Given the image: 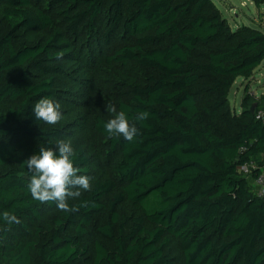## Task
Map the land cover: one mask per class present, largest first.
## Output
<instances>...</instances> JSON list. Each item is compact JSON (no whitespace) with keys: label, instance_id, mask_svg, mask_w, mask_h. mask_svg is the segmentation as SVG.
<instances>
[{"label":"trees","instance_id":"16d2710c","mask_svg":"<svg viewBox=\"0 0 264 264\" xmlns=\"http://www.w3.org/2000/svg\"><path fill=\"white\" fill-rule=\"evenodd\" d=\"M40 1L0 0V214L20 220L0 218V264H176L174 246L184 264H264V192L255 184L264 173L256 119L264 107L249 87L240 113L229 100L264 62V31L233 29L213 0ZM96 35L107 44L134 39L97 68L127 74L118 111L150 115L131 142L109 138L107 120L95 117L92 129L120 161L112 177L69 198L79 211L65 213L31 197L23 161L67 141L61 94L77 43ZM42 97L60 103L58 124L36 120ZM72 147L78 174L88 176V146Z\"/></svg>","mask_w":264,"mask_h":264},{"label":"rangeland","instance_id":"374dc122","mask_svg":"<svg viewBox=\"0 0 264 264\" xmlns=\"http://www.w3.org/2000/svg\"><path fill=\"white\" fill-rule=\"evenodd\" d=\"M47 1L41 0L40 5ZM213 2L222 15L229 20L233 29L244 22V24H255L264 31V3L256 5L255 0H249V2L248 0H213ZM244 2L248 3L245 8L242 7ZM93 39L94 41H90L84 36L77 43L78 59L68 75L72 83L64 86V92L61 94L64 103V117H67L71 122L68 124L67 133L69 136L67 140L71 141L72 146L77 144L88 146L92 154V168L88 175L91 178L92 188L96 182L112 177L115 173L114 167L120 161V151L112 153L107 142L92 129L93 120L97 116H101L107 121L111 119L112 115L106 111V105L111 103L118 110V103L127 92L123 85L127 74H123V69H115L116 67L113 69L107 66L97 67L99 62L113 51L134 44V39L125 35L111 40L109 44L103 42L99 35ZM134 71L132 75L141 76L142 71L138 69ZM263 82L264 62L254 72L250 80L239 79L230 91L229 100L234 113L241 112V102L246 88L249 87L250 94L256 97L255 94L262 88ZM256 98L259 102V97ZM262 106L264 107V104ZM110 199H113V196ZM124 210L129 215L132 213L129 208ZM101 222L102 219L99 223L101 224ZM91 237L99 239L97 233H92ZM170 256L176 259V264H184V257L177 246L170 250Z\"/></svg>","mask_w":264,"mask_h":264},{"label":"clouds","instance_id":"9594fccd","mask_svg":"<svg viewBox=\"0 0 264 264\" xmlns=\"http://www.w3.org/2000/svg\"><path fill=\"white\" fill-rule=\"evenodd\" d=\"M57 59H61L63 52H57ZM61 105L48 97H42L32 107L37 121H43L48 125H56L62 119ZM106 111L112 115L104 128L109 138L123 137L126 141H133L138 135L137 121L149 118V112H138L131 119L124 110H117L116 106L109 103ZM77 155L70 140L59 139L55 141V148L40 147L37 153L32 154L23 163L30 172L27 189L31 197L40 203L54 202L57 208L65 213L79 211V207L70 206L69 198L79 199L84 192L92 189L91 178L78 174L80 169L76 167L74 157ZM85 201L81 206H86ZM0 218L7 225L19 224L20 220L9 211L0 214Z\"/></svg>","mask_w":264,"mask_h":264},{"label":"built area","instance_id":"2783aa9c","mask_svg":"<svg viewBox=\"0 0 264 264\" xmlns=\"http://www.w3.org/2000/svg\"><path fill=\"white\" fill-rule=\"evenodd\" d=\"M256 119L264 123V109L257 112ZM243 171L246 174L249 173L247 168H244ZM255 184L260 188L261 192H264V173H261V175L256 179Z\"/></svg>","mask_w":264,"mask_h":264},{"label":"crops","instance_id":"0c3cea01","mask_svg":"<svg viewBox=\"0 0 264 264\" xmlns=\"http://www.w3.org/2000/svg\"><path fill=\"white\" fill-rule=\"evenodd\" d=\"M248 2H249V0H248ZM251 3V2H250ZM248 3H242V7H247L248 5H247ZM252 4H253V2H252ZM237 18H238V16H236ZM243 24H244V22H242ZM244 25H248V26H251V27H254V28H257V29H260V27H258V26H256L255 24H252V23H246V24H244ZM258 91V90H257ZM256 97H259V102H260V104L261 105H263L264 104V82L262 83V88L258 91V92H256ZM261 97H260V96Z\"/></svg>","mask_w":264,"mask_h":264},{"label":"water","instance_id":"95a60500","mask_svg":"<svg viewBox=\"0 0 264 264\" xmlns=\"http://www.w3.org/2000/svg\"><path fill=\"white\" fill-rule=\"evenodd\" d=\"M256 108H257V106H256V105L252 106V108H251L250 112H251V113H254Z\"/></svg>","mask_w":264,"mask_h":264}]
</instances>
